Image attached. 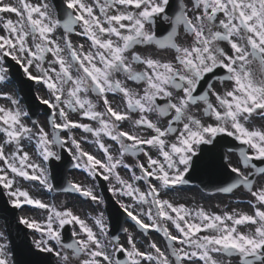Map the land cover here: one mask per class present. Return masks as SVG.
I'll list each match as a JSON object with an SVG mask.
<instances>
[{"label": "snow or ice", "instance_id": "6c2138e0", "mask_svg": "<svg viewBox=\"0 0 264 264\" xmlns=\"http://www.w3.org/2000/svg\"><path fill=\"white\" fill-rule=\"evenodd\" d=\"M63 3L66 11L61 17L51 11L47 3L34 5L20 0L17 7L0 0V20L5 33L0 34V82L8 80L10 69L6 67V58L10 57L30 80L43 82L52 98L43 100L53 110V138L49 139L43 127L34 130L24 123L29 113L21 108L18 99L9 92H0V98L13 105H0V133L5 136L0 143V185L8 190L14 207L20 208L23 198V203L49 211L43 228L35 220L21 218L22 223L40 231L42 236L46 234L47 239L36 242V246L43 252H54L60 264H73L74 259H79V264H220L214 254L237 256L239 264H264V187L253 190L252 179L257 174L264 175V167L252 163L254 160L264 162V129L247 126L254 114L264 118V0H193L192 9L182 0H178L175 9L170 7L171 0H93L92 4L84 0H63ZM4 13H13L18 19L5 20ZM158 20L166 22L160 25V35L156 30ZM77 27L81 29L79 32H76ZM181 27L192 37L187 46L176 42ZM57 29L64 31L63 46L53 38ZM72 34L86 37L89 49L85 51L82 44L74 46L70 39ZM225 43L230 52L222 46ZM150 45L173 49L175 63L143 57L133 51L137 46ZM254 63L259 65V73L253 69ZM141 64L143 70L133 67ZM217 70L224 74L217 76ZM117 74H123L127 81L142 84V94L127 87ZM210 74L221 85L231 83V89L225 87L216 91L208 81L207 87L198 92ZM89 92L102 99L104 111L96 110V105L88 99ZM108 94H120L125 110L114 108ZM199 104L204 105L203 116L213 122L204 123L193 112ZM62 105L79 111L99 126L94 128L71 121ZM56 112L61 118L59 123ZM130 113H139L135 126L154 134L142 136L121 130L120 124L130 119ZM151 114H156L158 120L149 119ZM160 117L171 119L161 127ZM72 128L93 134L106 157L104 161L98 159L84 151L74 137H69L75 146L72 158L82 161L75 166L83 167L93 177L99 174L105 180L114 179L119 187L110 188L113 195L147 205L134 214L135 204L121 203L127 216L142 229L163 234L168 244L167 253L155 242L149 245L151 251H142L131 235L128 248L119 243L117 236L108 239V226L102 213L95 219L104 237L101 240L93 227L71 209L57 211L32 198L26 190L13 187L17 179L22 178L39 181L51 191L53 185L46 168L31 162L22 141L35 139L44 161L59 160L61 157L51 146H62L67 141L57 130ZM221 134L247 146V149H239L242 165L254 171L246 175L240 168L229 166L235 177L219 190L231 193L240 187L246 188L256 201L254 214L225 212L220 215L161 199L160 189L149 178L164 189L188 183L185 177L193 166L197 149L212 144ZM104 136L118 143V157L103 143ZM168 137L174 140L169 141ZM7 145L13 146L14 151L6 154ZM148 148L155 149L157 156L153 157ZM141 153L146 157L147 166L138 163L140 174L137 175L132 165L124 163V157H138ZM119 167L129 170L131 181L120 176L116 171ZM145 180L148 181L145 191L133 183ZM65 190L79 192L93 201L103 200L92 188L79 184L70 183ZM141 216L150 222L145 223ZM165 222L174 225L176 234L169 231ZM68 224L74 226L72 235L76 239L64 243L60 229ZM75 225L79 226V233ZM248 225L254 226L253 229L238 230L239 226ZM50 241L60 245V250L54 249ZM4 247L0 244V264H8ZM119 253L125 254L127 259L117 258ZM85 256L87 258H83Z\"/></svg>", "mask_w": 264, "mask_h": 264}, {"label": "flooded vegetation", "instance_id": "af4514ba", "mask_svg": "<svg viewBox=\"0 0 264 264\" xmlns=\"http://www.w3.org/2000/svg\"><path fill=\"white\" fill-rule=\"evenodd\" d=\"M84 2L92 4L93 0H84ZM182 2L185 5H187V7L189 9H192L193 0H182ZM170 7L172 9H174L175 4L171 3ZM99 14L100 13L97 10V15H99ZM188 14L191 16L192 12L189 11ZM161 24H166V22L162 21V20L157 21L156 30H157L158 35L161 34V32H160V25ZM80 30L81 29L79 27L76 28V32H79ZM63 36H64L63 29H57L56 32L53 34V38L56 39L61 44V46H63V44H64V41L62 39ZM70 39H71L74 46L82 44L84 46L85 51H87L89 49L90 42L88 41V39L86 37L81 36V35H77V34H72L70 36ZM191 40H192V37L190 35L186 34L183 27H181L179 29V33L176 37V42L181 46H187L191 42ZM222 46L225 48L226 51L230 52L228 44L225 43ZM133 51L140 54L143 57H151L153 59H160L163 61H172L173 63H175V51L171 48L161 49V48L157 47L156 45L137 46ZM128 55L130 57L131 53H128ZM45 66H47V65H45ZM133 67L138 71L143 70V68H144V66L142 64L141 65H133ZM252 67L257 73H259V65L258 64L254 63L252 65ZM216 75L217 76L222 75V70H217ZM117 78L120 79L121 81H124L127 87L132 88V89H136L137 91H140L142 94V88H143L142 84H136V83H133L131 81H127L125 79V77L123 76V74H117ZM208 81L212 82V87L216 91H221L225 87L230 90L232 87V84L228 83V82L221 85L217 80L213 79L212 75L210 74L208 77L205 78V81L201 83L200 88L198 89V92L203 91L207 87ZM88 99L91 100V102L96 105L97 111H104V104H103L102 99L99 96H97L94 93L89 92L88 93ZM108 100L114 108H118V110H120V111L125 110V102H124L123 97L120 94H115V95L108 94ZM212 100L215 103L214 97H212ZM158 103H163V101H158ZM203 107H204L203 104H199L193 109V112L204 123L213 122V121L209 120L208 117L203 116V114H202ZM71 112H72L73 117L75 119H77L78 121H80L82 124H90L94 128L99 126L97 124V122L91 121V120L83 117L79 111H71ZM129 115H130V119L126 120L125 124L121 126L122 130L135 132V133L142 135V136H150V135L154 134L151 132V130L140 128V127H137L134 125V121L139 119V113H130ZM149 119H152L153 121H157L158 117L156 114H151V115H149ZM169 119H171V117H160L159 118V126L165 127L167 125ZM82 132L85 134H91V133L85 132L84 130ZM91 135H93V134H91ZM102 138H107V137L104 136ZM168 139H169V141H172V140H174V137H168ZM172 228L174 229L173 226H172ZM235 264H239V261L236 262Z\"/></svg>", "mask_w": 264, "mask_h": 264}, {"label": "rangeland", "instance_id": "374dc122", "mask_svg": "<svg viewBox=\"0 0 264 264\" xmlns=\"http://www.w3.org/2000/svg\"><path fill=\"white\" fill-rule=\"evenodd\" d=\"M10 2H11V0H10ZM28 2L29 3H32V4H35V3H37V4H39L40 2H38L37 0H28ZM6 15L4 16V19L6 20V19H9V16L8 17H6ZM11 19L12 20H17L18 18H17V16H15V15H13V16H11ZM2 24H3V22L2 23H0V34H5L4 33V29H3V27H2ZM15 85H13L12 83H10V82H7V81H5V82H0V92H9V93H13L14 91H13V87H14ZM14 97V96H13ZM16 98V97H15ZM0 103H2V104H0V105H4L5 107H13V105H10V102L8 101V100H5V99H3V98H0ZM24 123L26 124V125H28L30 128H33L30 124H29V122L27 121V120H25L24 119ZM249 128H253V127H255V128H263L261 125H259V122H256L255 124H248L247 125ZM264 129V128H263ZM35 142H36V140L35 139H32V140H28V139H25V140H23L22 141V143L23 144H25V145H29V146H33L34 144H35ZM89 147H91V148H93V149H97V144L94 142V141H92V142H89ZM156 156H157V154H156ZM83 178L84 179H86V177H84L83 176ZM113 187H115V184L113 185ZM116 187H119V185L117 184L116 185ZM261 187H264V181H262L261 182ZM165 196H169V197H172L173 196V194H166ZM124 198H125V200H126V202L128 203V205H133V204H135V209H137V211H140L141 210V208L143 207V208H147L148 206L147 205H140L139 203H137V202H135L132 198H129V197H126V196H123ZM69 204H70V202L69 201H61V202H59L58 203V205H57V210L58 211H64V209L66 208V209H71L72 208V205H71V207L69 208ZM207 206H210V208H208L207 210H209V211H211V212H213V213H218V212H221V211H219V210H217V205H218V201L216 200V201H214V202H212V203H207L206 204ZM250 208V207H249ZM87 212H86V214L88 215V216H82V213H75L74 211H72L75 215H78L81 219H84L85 221H86V223L89 225V226H91V227H93V229H94V231H96L97 232V235L98 236H100V238H101V240H104V237L103 236H101L100 235V232H99V229H98V226L95 224V219L97 218V217H99L100 215L98 214V213H100L101 211H102V207H100L98 210H96V209H94L90 204H89V206L87 207ZM90 212H89V211ZM235 210L236 209H231L230 210V213H233V212H235ZM250 210L252 211V209L250 208ZM43 214H44V212L41 214V217L43 216ZM235 214H237L236 212H235ZM104 218V217H103ZM37 220H39L40 221V219H37ZM36 220V221H37ZM104 222L106 223V225H107V219L106 218H104ZM40 223V222H39ZM253 227L254 226H252V225H248V226H245V227H243V226H239V231H243V232H247V231H250V230H252L253 229ZM75 228L78 230V232H80V229H79V226L78 225H75ZM132 229H134V228H132ZM136 231V230H135ZM131 236H132V238H134V240L135 239H137V240H143L144 241V239H146L145 237L143 238L140 234H136L137 233V231H136V233H134L133 234V231L131 230ZM207 234H211V233H207ZM2 238H3V235H2ZM4 239V238H3ZM43 239H45L44 237H39L38 238V241H41V240H43ZM108 239H111V237L108 235ZM128 239V238H127ZM37 242V241H36ZM51 243V245H54V243H52V242H50ZM146 247H148V245H145V248ZM8 252L6 251V259H7V257H8ZM214 257L215 258H218V257H220L219 259H218V261H220V259H221V261L220 262H223V263H228V262H234L235 261V259L234 258H227V257H225V256H222V255H215L214 254ZM83 258H87L86 256L85 257H83ZM7 260H9V259H7ZM10 262V261H9ZM9 264V263H8ZM73 264H79V259H74V262H73Z\"/></svg>", "mask_w": 264, "mask_h": 264}, {"label": "bare ground", "instance_id": "6f19581e", "mask_svg": "<svg viewBox=\"0 0 264 264\" xmlns=\"http://www.w3.org/2000/svg\"><path fill=\"white\" fill-rule=\"evenodd\" d=\"M13 93H12V95L14 96V97H16V99H17V94H16V91L13 89ZM11 105V104H10ZM36 161V160H35ZM34 188L36 187V186H33ZM84 207H86L85 206V204H83V203H77L76 204V206H74V212H76L77 213V211H80L81 213H82V208H84ZM28 212H30V213H32V214H34L33 212H31V210H27ZM242 211H244V212H246L247 211V208H246V206H243V209H242ZM34 215H36V214H34ZM89 224V223H88Z\"/></svg>", "mask_w": 264, "mask_h": 264}]
</instances>
